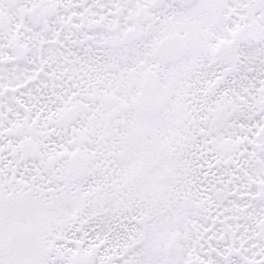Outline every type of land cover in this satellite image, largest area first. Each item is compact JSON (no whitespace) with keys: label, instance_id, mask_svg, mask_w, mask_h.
Returning a JSON list of instances; mask_svg holds the SVG:
<instances>
[{"label":"snow or ice","instance_id":"1","mask_svg":"<svg viewBox=\"0 0 264 264\" xmlns=\"http://www.w3.org/2000/svg\"><path fill=\"white\" fill-rule=\"evenodd\" d=\"M0 264H264V0H0Z\"/></svg>","mask_w":264,"mask_h":264}]
</instances>
